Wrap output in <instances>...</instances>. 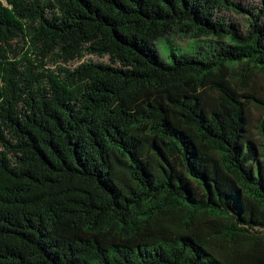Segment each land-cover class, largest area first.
Segmentation results:
<instances>
[{
	"label": "trees",
	"instance_id": "trees-1",
	"mask_svg": "<svg viewBox=\"0 0 264 264\" xmlns=\"http://www.w3.org/2000/svg\"><path fill=\"white\" fill-rule=\"evenodd\" d=\"M0 264H264V0H0Z\"/></svg>",
	"mask_w": 264,
	"mask_h": 264
},
{
	"label": "rangeland",
	"instance_id": "rangeland-1",
	"mask_svg": "<svg viewBox=\"0 0 264 264\" xmlns=\"http://www.w3.org/2000/svg\"><path fill=\"white\" fill-rule=\"evenodd\" d=\"M238 1V0H235ZM242 4L247 6H252L255 4L256 0H239ZM221 16H224V18L233 20L239 23L241 25L244 20H241L237 16L224 12L221 14ZM211 39H205V38H197V39H191V38H185V37H171L166 36L158 39L155 43V46L158 50L159 57L161 61L164 62H171V58L169 57L170 53L174 52L176 54H187L194 58H203L207 55V52L211 50V45L215 44L216 42H210ZM93 62H101L105 63L107 62V59H99L96 57L88 56L86 57ZM77 63H74L72 65H76ZM49 67L51 69H54L53 64H49ZM257 114L251 113L250 115V124L253 125V121Z\"/></svg>",
	"mask_w": 264,
	"mask_h": 264
}]
</instances>
